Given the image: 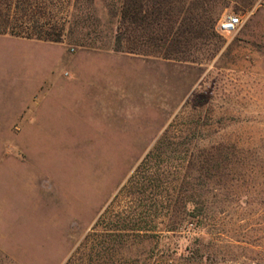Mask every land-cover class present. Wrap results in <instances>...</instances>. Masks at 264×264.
<instances>
[{
	"label": "rangeland",
	"instance_id": "obj_1",
	"mask_svg": "<svg viewBox=\"0 0 264 264\" xmlns=\"http://www.w3.org/2000/svg\"><path fill=\"white\" fill-rule=\"evenodd\" d=\"M212 5L240 24L181 35L178 58L115 50L104 0L61 42L0 34V264L87 249L147 153L198 225L140 241L130 264H155L156 247L163 264H264V0Z\"/></svg>",
	"mask_w": 264,
	"mask_h": 264
},
{
	"label": "trees",
	"instance_id": "obj_2",
	"mask_svg": "<svg viewBox=\"0 0 264 264\" xmlns=\"http://www.w3.org/2000/svg\"><path fill=\"white\" fill-rule=\"evenodd\" d=\"M92 1L0 0V34L61 42L75 26L81 28L97 22V17L91 10ZM104 1L109 20L115 22L113 48L133 54L178 58L176 53L180 51L181 44L178 43L181 35L206 38L213 32L216 21L221 17L216 20L217 15L213 11L212 2L216 0ZM197 10H201L203 14L195 16L193 13ZM185 11L188 14L180 18ZM139 29L141 38H138ZM162 39L166 44L164 50L160 51L157 48L164 42L160 43L158 40ZM152 167L147 153L135 168L129 183L123 184L114 196L125 194V209L111 212L116 216L114 218L105 216L102 211L94 223V228L101 226V229L89 235L91 243H83L87 249L71 251L64 264H130V257L124 251L131 250L140 241L166 237L169 232L174 233L181 227H186L187 223L193 228L198 225V220H189L186 216L187 203L169 198L175 187H162V184L153 182L156 169L152 170ZM160 196L165 199L161 200ZM193 205L191 211L196 210V205ZM179 207L184 215L177 217L176 214H171ZM161 213L171 215L167 218L160 217ZM160 250L161 252L158 247L153 250L155 264H163L158 260L165 251Z\"/></svg>",
	"mask_w": 264,
	"mask_h": 264
},
{
	"label": "built area",
	"instance_id": "obj_3",
	"mask_svg": "<svg viewBox=\"0 0 264 264\" xmlns=\"http://www.w3.org/2000/svg\"><path fill=\"white\" fill-rule=\"evenodd\" d=\"M241 22V18L238 14L227 12L224 13L217 22L219 30L229 32L234 30Z\"/></svg>",
	"mask_w": 264,
	"mask_h": 264
},
{
	"label": "crops",
	"instance_id": "obj_4",
	"mask_svg": "<svg viewBox=\"0 0 264 264\" xmlns=\"http://www.w3.org/2000/svg\"><path fill=\"white\" fill-rule=\"evenodd\" d=\"M25 39H29V38H25Z\"/></svg>",
	"mask_w": 264,
	"mask_h": 264
}]
</instances>
